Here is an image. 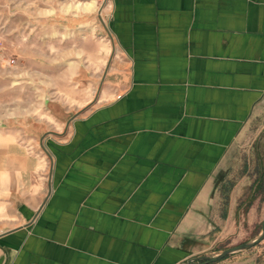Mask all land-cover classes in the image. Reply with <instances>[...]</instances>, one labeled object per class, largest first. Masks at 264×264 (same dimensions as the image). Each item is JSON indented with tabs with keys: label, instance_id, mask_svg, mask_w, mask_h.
I'll list each match as a JSON object with an SVG mask.
<instances>
[{
	"label": "crops",
	"instance_id": "obj_1",
	"mask_svg": "<svg viewBox=\"0 0 264 264\" xmlns=\"http://www.w3.org/2000/svg\"><path fill=\"white\" fill-rule=\"evenodd\" d=\"M107 7L98 103L46 149L3 114L0 264H210L261 232L264 170L229 172L264 118V0ZM212 264H264V241Z\"/></svg>",
	"mask_w": 264,
	"mask_h": 264
},
{
	"label": "rangeland",
	"instance_id": "obj_2",
	"mask_svg": "<svg viewBox=\"0 0 264 264\" xmlns=\"http://www.w3.org/2000/svg\"><path fill=\"white\" fill-rule=\"evenodd\" d=\"M108 2L0 0V122L4 112H12L13 120L21 117L36 148L62 138L72 117L100 99L97 90L113 42ZM116 53L115 48L107 74ZM85 99L91 103L81 108ZM231 158L235 180L244 170L251 179L264 170V118L249 124ZM214 252L206 257L221 253Z\"/></svg>",
	"mask_w": 264,
	"mask_h": 264
},
{
	"label": "water",
	"instance_id": "obj_3",
	"mask_svg": "<svg viewBox=\"0 0 264 264\" xmlns=\"http://www.w3.org/2000/svg\"><path fill=\"white\" fill-rule=\"evenodd\" d=\"M113 52H114V47H112V52L110 54V58H109V60L107 62V65L105 67V70L103 72L102 79L104 78V76H105V74L107 72V69H108L110 60L112 58ZM95 99H94V101H95ZM90 105H92V104H90ZM76 116H74L72 119H74ZM52 134H54V133H52ZM54 135H58V134H54ZM263 239H264V224L262 226V229H261L260 234L256 238H254L253 240H251L250 242H247L245 244H241V245L236 246L234 248L226 249V250L222 251L221 253H219L218 255H216L214 257H211V258H207V257L201 258V260H203L205 263L217 262V261L223 259L224 257H226L227 255H229L231 253L238 252V251H242V250H248L251 247L255 246L257 243H259L260 241H262ZM182 264H196V263L195 262H192V261H188V262H185V263H182Z\"/></svg>",
	"mask_w": 264,
	"mask_h": 264
}]
</instances>
